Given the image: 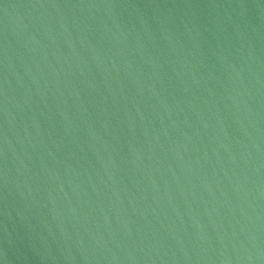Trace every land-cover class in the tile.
I'll use <instances>...</instances> for the list:
<instances>
[{
  "label": "water",
  "instance_id": "water-1",
  "mask_svg": "<svg viewBox=\"0 0 264 264\" xmlns=\"http://www.w3.org/2000/svg\"><path fill=\"white\" fill-rule=\"evenodd\" d=\"M0 264H264V0H0Z\"/></svg>",
  "mask_w": 264,
  "mask_h": 264
}]
</instances>
